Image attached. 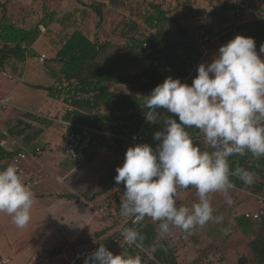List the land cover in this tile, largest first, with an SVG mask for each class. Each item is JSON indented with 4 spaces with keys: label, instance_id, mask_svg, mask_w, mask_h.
<instances>
[{
    "label": "clouds",
    "instance_id": "obj_1",
    "mask_svg": "<svg viewBox=\"0 0 264 264\" xmlns=\"http://www.w3.org/2000/svg\"><path fill=\"white\" fill-rule=\"evenodd\" d=\"M261 54L264 44L258 52L254 38L236 35L219 47L210 63L198 65L190 85L167 77L143 97L149 110L147 122L157 123L160 109L171 115L162 130L153 134L159 142L155 149L147 143L130 146L123 164L116 168L115 183L124 185L121 213L132 217L133 225L150 218L158 225V241L177 228L191 235L197 227L223 221V216L214 215L211 194L223 193L231 206L232 177L246 185L254 182L255 173L239 166L233 170L229 158L249 152L264 157ZM191 127L203 133L211 151L194 142L186 130ZM190 187L195 188L198 202L178 206ZM34 202V192L15 165L0 170V213L11 216L16 227L23 229L31 220ZM120 235L128 246L143 249L145 237L134 227L123 228ZM83 264H142V258L123 252L114 255L100 244L84 257Z\"/></svg>",
    "mask_w": 264,
    "mask_h": 264
},
{
    "label": "trees",
    "instance_id": "obj_2",
    "mask_svg": "<svg viewBox=\"0 0 264 264\" xmlns=\"http://www.w3.org/2000/svg\"><path fill=\"white\" fill-rule=\"evenodd\" d=\"M105 2L114 7H122L127 0H99L93 7L98 16V28L104 20ZM148 5L149 10L142 16V21L139 22L130 16L127 24L120 30V36L127 40L122 44L103 41L98 36L95 39L90 38L81 30V23L77 20L75 12H68L62 17L57 16L56 12H51L43 20V25L47 27L45 33L53 34L51 44L54 52L49 59L57 65L58 71H51L54 80L50 84L32 86L45 89L51 98L62 100L67 105L63 115L64 120L69 123L64 125L66 135L77 130L80 125L92 126L102 132L95 138L102 136L105 146L124 151L122 135L128 130H138L146 124L145 115L149 110L144 108L143 97L150 94L152 89L167 77L179 78L182 83L189 85L192 83L189 77L194 64L201 57L198 45L186 40L188 29L162 4L150 2ZM227 9L224 7L223 10ZM81 12L82 18H85L87 12ZM229 20L231 22L227 25ZM173 24L176 25L175 29ZM218 25L216 30L213 22L203 27L225 43L236 35L252 37L256 48H259L264 44V4L259 0H252L243 7L239 5L232 17L220 20ZM41 35L39 25H16L4 13L0 18V67H3L8 59L24 62L26 52H30L31 46ZM116 84L129 85L132 89L127 94L119 93L113 90ZM27 115L46 125L53 124L48 118L31 113ZM186 130L202 150L211 151L208 145L202 144L203 133L194 127ZM24 131L25 128L22 129V132ZM31 140L29 134L27 141ZM7 158H11V154L0 146V162ZM229 163L233 170L239 166L255 173L251 185L232 177L234 189L248 196L264 192V157L257 158L249 152L244 156L230 157ZM121 186L124 191L123 183ZM132 219L126 227H134L144 235V247L138 249L126 245L123 251H127L131 256L140 255L142 264H179L177 248L172 237L166 236L158 241L156 223L150 218H145L142 223L133 225ZM235 219L244 235L255 234L249 242L252 255L240 256L236 264H264V216L255 224L250 222L245 214H238ZM108 230L109 228H104L96 232L95 236L99 238ZM122 239L123 237L117 234L108 238L103 245L110 250ZM62 249L49 251V256L53 258L59 255ZM218 264H224L223 258Z\"/></svg>",
    "mask_w": 264,
    "mask_h": 264
},
{
    "label": "rangeland",
    "instance_id": "obj_3",
    "mask_svg": "<svg viewBox=\"0 0 264 264\" xmlns=\"http://www.w3.org/2000/svg\"><path fill=\"white\" fill-rule=\"evenodd\" d=\"M99 0H0V18L5 13L8 19L19 26L34 27L43 25V20L51 12H56L57 16L62 17L68 12H75L77 20L81 23V30L90 38L96 36L100 40H108L113 44L126 43L127 40L120 36V30L127 24L129 17L142 21V16L149 10V3L155 2L162 4L172 15L179 18L180 24L188 29L186 40L195 45L201 41V33L209 30L203 25L209 22L214 23V30L219 28L220 20L226 17H232L236 9L241 5H248L252 0H127L125 6L114 7L108 2L103 6L104 20L98 28V16L94 11V5ZM264 4V0H259ZM227 7V10H223ZM79 9L78 11L75 10ZM82 11H86V17L82 18ZM229 20L226 24L228 25ZM172 27L175 29L176 25ZM52 32L42 33V35L31 46L29 54L24 62L10 60L4 62L0 67V94L9 95V104L16 107H27L35 112L44 114H53L62 109V102L49 97L45 89L35 88L32 84H50L53 82L52 72H57V65L49 58L54 50L51 44ZM212 35V33H211ZM213 38H218L214 34ZM214 40V39H213ZM225 42L218 39L215 44L209 45V52L205 55L204 62L210 63L214 54L218 52L221 45ZM42 51H46L47 58L39 59ZM264 59V56H261ZM14 64V66H13ZM194 78L197 75V69L191 73ZM115 87V86H114ZM114 89V88H113ZM131 90L132 87L129 86ZM60 112V111H59ZM159 113L160 110H158ZM146 126V125H145ZM154 134L152 126L148 127ZM162 130L158 129V131ZM64 127L56 123L52 126H46L44 136L42 135L38 142L54 147L63 141ZM156 141V140H154ZM158 142V141H156ZM234 189V188H233ZM231 189L229 195L234 203L229 206L225 202L223 193L211 194V203L214 209V215L223 216L222 223L209 222L203 228L197 227L192 230L191 235H187L180 229H173L170 235L174 239V245L177 248L178 261L180 264H194L196 262L203 264H218L223 258L224 264H236L240 256H251L249 247V236L242 234L237 223L233 219V214L246 210L252 205L259 204V199L254 195H245L239 190ZM188 198H183L180 203L183 206H191L198 202V196L195 188L187 190ZM194 191L193 193H191ZM239 191V193L237 192ZM122 193L116 197L121 202ZM117 192L115 191L114 194ZM118 194V193H117ZM75 196V195H74ZM115 197V199H116ZM180 205V206H181ZM34 207V205H33ZM32 207V208H33ZM115 212L119 218L129 222L132 217L122 215L120 203L115 207ZM43 218V217H42ZM41 220L34 219L31 214L29 224L21 229L17 228L12 221V217L6 213H0V256L9 252L15 253V260L12 264H49L43 260L42 250L44 248L52 249L60 245L59 241H52V238H43L35 227L43 225ZM225 230L227 233L225 234ZM43 246V247H42ZM46 246V247H45ZM99 246L92 247L87 254L95 251ZM114 255L121 252L130 255L127 251L109 250ZM82 259L77 264H82ZM62 263L69 264L68 260Z\"/></svg>",
    "mask_w": 264,
    "mask_h": 264
},
{
    "label": "crops",
    "instance_id": "obj_4",
    "mask_svg": "<svg viewBox=\"0 0 264 264\" xmlns=\"http://www.w3.org/2000/svg\"><path fill=\"white\" fill-rule=\"evenodd\" d=\"M218 39L220 38H214L212 44H215ZM259 48H257L258 52ZM41 54H46V51H42L38 56L40 57ZM204 58L205 56L202 63H205ZM9 60L13 63L15 59H8L7 61ZM189 78L193 80L192 75ZM113 88L114 91L123 94L130 92L129 85L116 84ZM0 97H9V95L0 94ZM60 101L62 102V109L53 114L35 112L27 107H16L11 103L0 109V139L5 137L3 134L5 132L29 148L40 147L42 149L41 153L36 154L35 157L26 159L23 163L24 174L21 175L25 184L35 194L34 207L31 209L32 217L37 220H41L43 217V225L39 228L35 227V229L43 238H52V241H59L58 243H60L52 249L44 248L42 250L43 260L49 264H64L62 261L65 259L70 261L78 253L105 244L108 238L120 234L128 223L127 218L123 220L115 212V207L120 203L116 195L119 196L122 193V186L115 183L114 177L117 175L116 168L123 164L125 153L131 145L123 140L124 151H116L103 144L102 136H97L87 153L86 161L78 164L63 153V146L66 142L63 115L67 105L62 100ZM160 112L156 117L157 123L151 124L146 120L145 125L152 126L153 130L161 129L168 116L165 110L160 109ZM27 113L52 120L53 124L50 126L56 123L61 124L64 127L63 141L54 147L38 142V139L42 135L44 136L46 126L49 125L35 120ZM23 128H25L24 132H22ZM29 134L32 137L31 141H27ZM202 144L207 146L204 140ZM152 147L155 149V146ZM3 149L11 154V158L13 157L14 152ZM11 158L3 159L0 162V170L12 165ZM28 181L31 184L28 185ZM187 190H184L181 198L177 201L178 206L181 205L180 201L183 198L186 196L188 198L189 192ZM115 191L118 194H114ZM237 192L239 193V191ZM254 196L259 199V204L256 206L254 204L244 211L233 214L235 222V217L238 214L264 208V192ZM104 228H109V230L101 237H96L95 233ZM247 236L250 237L249 243L255 234ZM117 247L116 244L110 250L115 251ZM56 248H63L62 252L53 258L50 257L49 251ZM14 255V252H9L0 256V264L6 259H10V264H12L15 260ZM81 261L84 262V260Z\"/></svg>",
    "mask_w": 264,
    "mask_h": 264
},
{
    "label": "built area",
    "instance_id": "obj_5",
    "mask_svg": "<svg viewBox=\"0 0 264 264\" xmlns=\"http://www.w3.org/2000/svg\"><path fill=\"white\" fill-rule=\"evenodd\" d=\"M239 15V14H238ZM41 33H45L47 27L45 25L39 26ZM235 30V29H233ZM212 35L204 30L201 33V41L198 45L201 52V57L197 63L194 64L193 70H196L198 65L202 63L203 57L209 52V44L213 41ZM29 51L26 52V56ZM47 58L46 54H41L40 59L45 60ZM9 97H0V109L9 105ZM65 124H69L65 121ZM102 132L88 125H80L78 129L72 131L66 135V142L63 146V153L67 157L75 160L78 164H82L87 159V153L89 149L95 142V136L101 134ZM4 138L0 139V145L9 152H14L11 158L12 165H15L19 169L20 174H24L23 163L29 157H35L36 154L41 153L42 149L40 147L29 148L27 145L20 143V141L7 133H3ZM135 137V139H134ZM123 140L128 142L131 146L136 144L147 143L149 145L155 146L159 143L154 141L153 133L145 125L141 126L138 130H128L126 134L122 135ZM27 184H31L30 181ZM263 200V199H261ZM246 218L252 223H258L264 216V208H259L257 210L247 211L244 213ZM117 251H123L127 244L124 243L123 239L117 243ZM87 251L76 254L75 258L69 261V264H77L79 259L84 260ZM1 264H10V259L2 261Z\"/></svg>",
    "mask_w": 264,
    "mask_h": 264
}]
</instances>
